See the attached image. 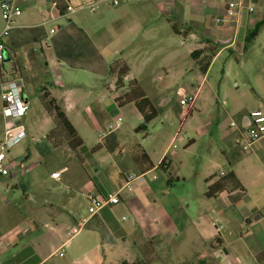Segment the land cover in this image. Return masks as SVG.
<instances>
[{"label": "crops", "instance_id": "obj_1", "mask_svg": "<svg viewBox=\"0 0 264 264\" xmlns=\"http://www.w3.org/2000/svg\"><path fill=\"white\" fill-rule=\"evenodd\" d=\"M91 1L73 0L75 11L62 16L57 13L54 0H19L23 13L6 40L11 69H5L8 61L0 62V141L8 130L7 119L2 113L1 90L10 75L22 80L26 76L28 82L24 83V90L30 102V98L37 95L42 101L43 90H46L84 142L83 133L70 114L78 122L87 121L100 132L103 128L101 119L106 112L89 109L82 99L77 100L71 95L62 74L66 67L84 68V72L96 79L101 87L98 93L101 101L114 93L115 105L107 108L108 113L119 106L116 99L127 92L128 84L134 80L157 109L171 101L172 89H178L177 95L182 89L184 93L179 104L181 99L195 94L193 110H196L205 96L203 84L211 87L210 80L216 68L226 75L233 60L237 61V56L247 49L250 32L264 21V0H243L239 16L223 23H217L216 19L224 16L230 0H135L113 8L101 1L94 11L87 5ZM250 8H253L252 12ZM0 19L2 27L1 14ZM50 23L55 27L48 28ZM37 28H43L45 36L38 41L32 37V41L37 42L33 50L40 51V55L30 59L18 50L17 41L11 39L15 32L23 29L32 36L31 30ZM52 29L56 30L54 34H50ZM66 47L70 50L66 51ZM65 52L74 54L80 61L73 65ZM94 55L100 56V62L105 64L101 71L94 67L96 61L89 59H96ZM37 57L43 62L40 66L35 63ZM115 59L129 68L120 90H116V78L110 76L108 68ZM15 60L18 61L17 69ZM42 74V81L35 84L33 78ZM192 78H197L199 83L193 85ZM32 104L27 114L16 123L25 124L27 119L34 117ZM129 105L136 109L131 110L133 121L130 125L136 133L145 120L134 103L126 104ZM191 114V111L187 114L186 109L182 119L185 121ZM45 117L41 123L46 125L43 158L49 155L57 161L60 155L56 153L63 149L69 160L78 159L80 167L76 164L69 167L60 162L54 166V172L67 169L63 173L67 176L60 180L27 178L28 173L43 162L38 158L34 163L26 164L30 169L17 180L0 177V264H121L140 260L149 264H264V194L250 202L249 188L239 174L229 168L230 162L226 165L221 160L207 173L204 187L199 188L192 206L187 198L174 193L175 184L180 183V179H175L170 169L159 168L161 161L170 155L171 146L178 137L171 139L156 163L138 141L128 149L129 158H125L118 131L101 138L102 143L92 148L86 157L80 154L84 144L77 151L71 150L66 143L55 145L48 137L52 129ZM252 119L249 112L239 111L238 119L232 121L238 124V128L248 131L252 129ZM231 122L221 123L217 119L212 127L223 132V139L238 137L240 131L230 128ZM35 126L32 123L26 126L27 133L34 132ZM236 139L234 143L238 147ZM15 146L8 151V158H21L26 163L31 151L16 158L8 155ZM138 146L149 155L155 166L152 170L142 172L134 163L133 154ZM252 147L250 152L254 151ZM104 148H108V155L99 157L98 151ZM225 152L222 150V155L225 156ZM77 155H81L82 160ZM229 169L236 173L245 192H223L216 198H207L206 179ZM133 170L141 176L140 182H134L137 184L133 191L125 190L118 205L105 207L90 216L89 203L83 193L95 192L105 196L121 188ZM240 194L244 197L240 198ZM230 208L237 209L239 216L229 215ZM84 218L88 221L82 229H85L83 234L70 237L69 229L80 225ZM244 231L247 233L245 237ZM61 249L66 252L59 256L60 260L54 261Z\"/></svg>", "mask_w": 264, "mask_h": 264}, {"label": "rangeland", "instance_id": "obj_2", "mask_svg": "<svg viewBox=\"0 0 264 264\" xmlns=\"http://www.w3.org/2000/svg\"><path fill=\"white\" fill-rule=\"evenodd\" d=\"M50 27H55V24L50 23L48 28ZM27 34L26 29L19 30L14 33L11 40L17 41L18 50L23 55L30 56L31 59L35 58L37 54L40 55V51L33 50L34 44L37 42H33L32 36H28ZM246 45L247 49L244 53L237 56V61L233 60V64L226 70V75L223 76L222 72L218 70L219 68L214 70L212 79L210 80L211 87L210 84H203V92L205 94L203 101L200 103L199 108L191 110L192 114L189 117L187 116L185 121L182 119V116L184 112H186V108H183L179 104V99L184 92H182L183 90L181 89L177 95L178 89H172L170 96V98L172 97L171 101L162 104L158 109V117L146 125V131H137L136 133L130 128L133 121L131 110H136L134 107H131V105L122 107L116 105L114 112L108 113L107 108H109L110 105H115L113 99L114 93L113 95L109 94L106 100L101 101L98 94L101 91L100 84L91 75L84 72V68L78 66H76L77 68H69L68 66L64 71L62 70V74L65 79L66 89H68L71 95L73 94L77 100L82 99L89 109H94L97 112L103 109L106 112L101 119L103 125L101 127L106 129L107 126L117 120V118H122V128L117 129L115 132L118 131L117 134H120L119 137L122 144L121 150L123 151L122 155L125 156V158H129L128 149L138 141L146 147L152 161L156 163L168 147L171 139L178 136L176 142L171 146L170 155L167 157L171 165V175L175 177V179H180V183L176 182V187L174 189V193L177 196L187 198L192 203V206H194L199 188L204 187V177L207 173L211 172L216 163H220L221 160H223V163L226 165L230 162L231 168L236 171L244 183H246L249 188V193L251 194L250 202H253L257 199L258 195L262 196V194H264V138L254 143L252 147L254 150L253 152H250V150L243 151L239 147L240 143H237V147L234 140L236 138H238V141L241 139V131L244 132V129L239 127L238 130L240 133L238 137L235 135L233 138L223 139V132H218L212 127L217 119L221 123H229L232 120H237L239 111L249 112L250 114L255 111H261L264 115V24L258 29L256 36L249 40V42H246ZM67 50H70V48L66 47V51ZM63 51H65L64 48ZM71 53L66 54L65 52L64 55L69 59V62L75 65L76 61L79 62L80 60ZM94 57H96V55H94ZM89 59L96 61L93 63L96 64L94 67L98 68V71H101V67L105 66L103 62H100V56H97L96 59ZM40 60V57H37V61L35 62L36 65L40 66L43 64ZM117 60L119 59H115L113 62ZM113 62L109 63V69ZM11 66L12 64L10 61L5 62L6 70H10ZM42 79L43 74L36 75L33 78V82L39 84ZM23 81L25 84L28 82L25 75ZM192 81L193 85L199 83L197 78H192ZM116 90L118 89L116 88ZM30 99V104L33 103L34 117H32V119H27L25 125L28 126L30 123L36 125L34 132L30 134L27 133L24 140L16 144L11 150L12 154L10 153L8 155L15 156L16 158L20 157V155L25 152L31 151V157L28 158L26 164L29 165V163H34L38 158H42L43 162L33 168L28 173L27 178L52 177L57 179L53 176L54 166H58L60 162H65L69 167H71L72 164H76L80 167V163L76 158L69 160L67 156L64 155L63 149H60L58 153H56L60 155L57 161H53L52 157L46 154V158H43L42 148L43 142H46V125L42 126L41 123L44 116H46L45 122L48 123V127L52 129L49 132L51 138L48 137L52 139V141L54 140V144L62 145L66 143L68 145V136L57 119L55 112L46 106L43 99L41 101L38 95ZM70 115L77 128L83 133L84 147L80 154L88 157L91 149L102 143V139L99 136L100 132L97 131V128L94 129L92 125H88L87 121L85 123L84 121L83 123L78 122L72 114ZM181 124H183L182 128ZM40 126L41 128H39ZM110 143L111 142H109L108 145ZM222 150L226 151L225 156L222 155ZM98 152L99 157L107 156L108 148L100 149ZM81 155H77L80 160H82ZM61 171L63 170L57 172ZM63 173L61 178L67 176ZM129 173L138 176L137 171L133 170ZM137 181L140 182L141 179ZM136 184L137 182L133 185V189ZM239 197H244V194H240ZM244 200L246 202L249 201L246 199ZM228 213L234 217L236 214L239 216L235 208H230ZM213 219H215V217ZM243 227L247 230L249 229L246 224H244ZM84 231L85 229L81 231L82 233H80V236ZM246 235L247 233L244 231L243 237ZM238 244L241 243L238 242ZM64 252H66V249H61L58 256L54 258V261L60 260L59 256H62Z\"/></svg>", "mask_w": 264, "mask_h": 264}, {"label": "built area", "instance_id": "obj_3", "mask_svg": "<svg viewBox=\"0 0 264 264\" xmlns=\"http://www.w3.org/2000/svg\"><path fill=\"white\" fill-rule=\"evenodd\" d=\"M73 0H59L60 4L64 6L62 16H66L75 11L76 7L72 3ZM106 2L110 7H116L122 3H128L135 0H92L87 4L88 7L94 11L97 8L99 2ZM56 6V4H55ZM243 7V0H230L227 2L225 8V14L222 17L216 19L217 23H223L230 20H234L239 16V13ZM57 9V8H56ZM253 11V8H250ZM22 8L19 5V0H1L0 2V14L4 25L0 27V62H4L5 54H10L6 43V40L10 37L12 31L16 28L18 19L22 16ZM55 29L50 31V34L55 33ZM1 97L3 100V116L7 119V134L2 141H0V177H9L12 180H17L21 175L27 172L30 167L26 165L24 159H9L7 156L8 151L23 140L27 134L26 126L24 123H16L17 119L24 117L30 109V100L25 96L24 82L22 79L15 77V75L8 76L3 88L1 90ZM197 96L191 94L180 100V105L187 109V114L193 109ZM252 129L248 131H241V139L239 140L240 147L244 151L251 150L252 145L264 138V115L261 111H255L251 113ZM122 123V118H117L114 122L110 123L107 128L102 129L99 133L100 138H105L111 133L115 132ZM230 127L238 128V124L235 121L230 123ZM182 128V125H181ZM239 129V128H238ZM178 137V136H177ZM66 171L64 169L61 172H54L53 176L57 180L61 179L62 173ZM141 176H134L129 174L126 177L125 184L114 191L106 194L105 196H99L95 192H85L83 196L88 201V212L90 216L95 215L101 209L105 207H113L118 205L122 201V193L127 190L133 191V183L139 180ZM88 219L84 218L80 225H76L69 229L70 237L78 236ZM217 225V224H216ZM222 227V224L220 225Z\"/></svg>", "mask_w": 264, "mask_h": 264}, {"label": "trees", "instance_id": "obj_4", "mask_svg": "<svg viewBox=\"0 0 264 264\" xmlns=\"http://www.w3.org/2000/svg\"><path fill=\"white\" fill-rule=\"evenodd\" d=\"M56 3L57 13H62L64 11V6H62L59 0H54ZM264 24V21L257 24L255 28L250 32L247 41L253 39L258 29ZM31 35L34 38V41L40 40L42 37L45 36V31L43 28H37L31 30ZM246 47V46H245ZM15 67L17 69V61L15 60ZM110 76L116 78V88L118 90L124 87V78L129 73L128 66L122 62L121 60H117L113 62L110 66ZM44 91L43 100L47 107L51 108L65 129L67 136H68V146L73 151H77L83 144V139L79 136L77 129L68 119L66 113L63 109L57 104L56 100L50 96V94ZM119 106L126 105L128 103H134L137 110L142 114L145 122L143 125L137 128V131H146V125L153 121L159 115V110L154 107L151 101L146 97L143 89L139 85V83L134 80L130 82L127 86V92L116 99ZM51 138V136L49 135ZM52 140V139H51ZM54 141V140H53ZM56 145V144H55ZM133 161L134 163L140 168L142 172L150 171L155 166L152 163L149 155L147 152L142 148V146H138L137 151L133 154ZM159 168L164 171H168L170 169V162H168L167 157H165L160 165ZM229 168H231V163H229ZM206 183L208 184L206 190V197L209 199L216 198L219 194L223 192H227L231 194L235 191H239L241 193L245 192V188L241 181L238 179L236 173L229 169L225 173L221 175L214 174L213 176L206 179ZM121 264H149L146 260H140L134 263H128L126 261L122 262Z\"/></svg>", "mask_w": 264, "mask_h": 264}, {"label": "water", "instance_id": "obj_5", "mask_svg": "<svg viewBox=\"0 0 264 264\" xmlns=\"http://www.w3.org/2000/svg\"><path fill=\"white\" fill-rule=\"evenodd\" d=\"M5 61H10L11 60V57L9 56V54H5V58H4Z\"/></svg>", "mask_w": 264, "mask_h": 264}]
</instances>
